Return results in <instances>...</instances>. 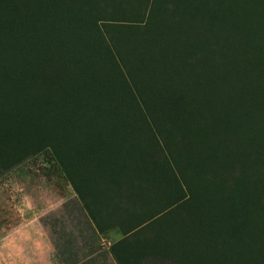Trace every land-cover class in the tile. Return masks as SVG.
Here are the masks:
<instances>
[{"label":"trees","instance_id":"16d2710c","mask_svg":"<svg viewBox=\"0 0 264 264\" xmlns=\"http://www.w3.org/2000/svg\"><path fill=\"white\" fill-rule=\"evenodd\" d=\"M44 152L58 264H264V0H0V174Z\"/></svg>","mask_w":264,"mask_h":264},{"label":"rangeland","instance_id":"374dc122","mask_svg":"<svg viewBox=\"0 0 264 264\" xmlns=\"http://www.w3.org/2000/svg\"><path fill=\"white\" fill-rule=\"evenodd\" d=\"M74 197L71 185L49 152L0 174V264H47L51 256L58 264L53 228L59 224L67 234L75 231L64 208ZM120 238L111 233L96 245L107 250Z\"/></svg>","mask_w":264,"mask_h":264},{"label":"crops","instance_id":"0c3cea01","mask_svg":"<svg viewBox=\"0 0 264 264\" xmlns=\"http://www.w3.org/2000/svg\"><path fill=\"white\" fill-rule=\"evenodd\" d=\"M50 261L47 264H54L53 260H52V256L51 259H49ZM116 264L115 260L113 259L112 256H109V258L107 259V262L105 264Z\"/></svg>","mask_w":264,"mask_h":264}]
</instances>
